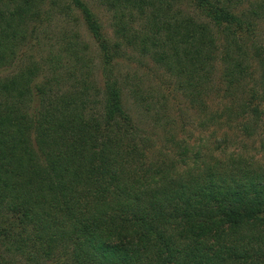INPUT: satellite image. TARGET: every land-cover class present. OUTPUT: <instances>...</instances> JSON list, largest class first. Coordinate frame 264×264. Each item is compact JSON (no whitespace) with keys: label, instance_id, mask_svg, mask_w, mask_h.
Returning a JSON list of instances; mask_svg holds the SVG:
<instances>
[{"label":"trees","instance_id":"obj_1","mask_svg":"<svg viewBox=\"0 0 264 264\" xmlns=\"http://www.w3.org/2000/svg\"><path fill=\"white\" fill-rule=\"evenodd\" d=\"M97 1L113 19L110 37L86 0L52 3L66 15L80 12L97 43L100 111L92 112L87 72L79 75L86 62L73 43L63 50L71 62L53 55L52 74L41 82L37 64L0 77V240L7 248L0 264H264V161L210 147L208 139L175 142L177 157L146 161L151 142L143 137L138 151L114 71L123 50L137 45L155 55L193 107L209 112V123L241 124L252 136L253 116L264 113V48L252 55L247 44L264 22V0ZM41 3L0 0V70L15 61L17 39ZM216 96L229 103L212 109Z\"/></svg>","mask_w":264,"mask_h":264},{"label":"rangeland","instance_id":"obj_2","mask_svg":"<svg viewBox=\"0 0 264 264\" xmlns=\"http://www.w3.org/2000/svg\"><path fill=\"white\" fill-rule=\"evenodd\" d=\"M86 1L100 18L105 33L109 37L112 36L113 19L109 11L97 0ZM51 5H53L52 0H43L39 6V14L35 18L27 20L25 38L17 39L15 61L10 66L1 68L0 77L11 73L15 68L14 71H17L21 65L37 64L43 68L38 78V82H41L44 77H49L52 74L47 68L54 64L53 55L62 53L63 64L71 62L67 58L68 54L63 50L67 47V43H73L79 51L83 52L86 68L79 70V75L82 72H87L88 79L86 81L91 85L88 94L94 101L90 106L92 112L94 109H97L98 112L103 103V70L97 43L84 25L80 12L75 11L72 15H66L62 11L61 5ZM248 5V2L245 1L240 9H246ZM180 7L191 12L192 15L196 14L193 6L182 3ZM31 29H35L33 37L29 34ZM220 36L223 45L226 39L222 34ZM247 45L250 46L247 48L248 53L252 55L254 49H260V46L264 48V22L258 23ZM134 46L123 50L124 56L114 61V71L124 85L123 103L135 125L133 132L137 134L135 143L139 148L138 151L143 149L141 140L143 137H147L151 142V148L146 152V161L147 159L153 160L163 153L177 157L178 148L175 142L191 147L203 143L207 139L211 143L210 147L215 148L216 145L221 144L219 149L225 148L227 153L232 152L246 157L253 156L254 162L262 163L264 161V148L258 150L261 149V145H264V113L259 118L253 116V127L256 130L255 134L249 137L241 131V124L238 127L232 125L219 127L209 123V112L202 113L201 110L190 104L189 98L179 88L174 77L156 62L155 55L142 54L138 51V46ZM68 57L73 60L70 56ZM253 66L257 75L258 57L253 58ZM54 87L58 94L63 92V88L66 90L62 83L56 84ZM50 88H52L51 85ZM50 94L54 97V90ZM219 99H222V96H216L210 102L212 109L229 103L227 97H223L222 101L218 103ZM224 137L226 140L223 143ZM219 149L215 153L220 154ZM202 151L206 152L205 149ZM11 240V238L7 239L6 242L10 244ZM2 243L0 240V252H6V245ZM11 254L13 253L11 252ZM14 255L16 260L23 261L20 254L14 253ZM50 264L55 263L50 261Z\"/></svg>","mask_w":264,"mask_h":264}]
</instances>
